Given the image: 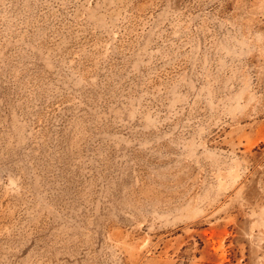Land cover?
Segmentation results:
<instances>
[{"label":"rangeland","instance_id":"obj_1","mask_svg":"<svg viewBox=\"0 0 264 264\" xmlns=\"http://www.w3.org/2000/svg\"><path fill=\"white\" fill-rule=\"evenodd\" d=\"M0 264H264V0H0Z\"/></svg>","mask_w":264,"mask_h":264}]
</instances>
